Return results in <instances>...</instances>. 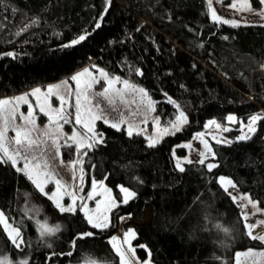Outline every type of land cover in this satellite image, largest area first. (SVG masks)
<instances>
[{"label":"trees","instance_id":"1","mask_svg":"<svg viewBox=\"0 0 264 264\" xmlns=\"http://www.w3.org/2000/svg\"><path fill=\"white\" fill-rule=\"evenodd\" d=\"M81 34L84 41L62 47ZM93 64L147 88L164 118L174 119L181 109L188 121L154 146L141 135L102 125L103 141L87 149L84 159L119 202L106 229L93 228L80 209L60 211L27 175L10 162L0 164V210L24 241L14 246L0 224V259L122 264L109 238L123 215L130 216L123 227L135 231L133 244L142 261L236 264L238 251L264 248L262 239L248 235L241 207L218 179L230 177L264 209V24L216 21L208 0H0V98L69 78ZM231 113L239 122L259 115L255 134L214 142L218 166L211 171L192 161L181 172L174 153L185 156L187 149L179 144L207 119L226 123ZM120 186L136 193L127 203ZM39 224L60 229L41 237ZM89 231L92 237L78 238Z\"/></svg>","mask_w":264,"mask_h":264},{"label":"rangeland","instance_id":"2","mask_svg":"<svg viewBox=\"0 0 264 264\" xmlns=\"http://www.w3.org/2000/svg\"><path fill=\"white\" fill-rule=\"evenodd\" d=\"M229 5H234L235 7H229ZM209 8L211 16L212 13L215 12L216 15L220 17V22H223L224 20H235L237 21V24H264V4H262L261 8H256L253 0H211ZM85 69H88V73L86 74L84 73ZM99 70H103V72L107 74L108 78L120 77V81H114L112 85L108 87L105 83V79L101 78V73ZM77 73H82V75L78 77L80 82L79 84L70 79ZM72 76L46 84L45 86H37L25 92L0 98V100H8L13 102L8 105L0 106V115H6L13 107V104L17 103L15 98L24 96L25 94H30L26 96V99L33 106L36 127L37 129H44V126L49 123V116H51L54 120H59V117L54 111L51 110L59 109L61 107L60 101L55 95L49 96L47 90L49 86L60 85L58 89L53 87V92H58L61 96L65 97L67 103L64 105L62 112L63 115L66 116V118L70 121L67 124H63V121H60V123L63 124L62 132L67 136H70L72 135L75 128L77 132L83 134V138L79 136L77 137V140H82L83 145H87L89 139L92 141V147L95 143H97V140H100V142L103 141L105 137V131L102 128V125H110L106 124L104 119H107L109 122L118 123L120 125V129H123L126 133L128 125H132V135H141L147 140L148 143L152 142L153 145L160 143L165 137L179 132L174 131L172 128V123L175 122L179 112L182 111L188 121V115L181 109H178L174 119L164 118V116L158 112L156 99L147 88L140 84L133 83L120 75L112 74L98 64L88 65L75 72ZM93 77L99 79L100 83H95ZM125 80L129 82L128 87H125L123 83ZM64 81H67L68 83H62ZM88 84L92 85L90 89H86L85 87ZM132 86H134L137 90L134 91ZM105 87H108V91L105 93V95H93L94 93L102 92ZM35 88H40L41 92L31 95L32 90ZM138 89H144L146 95H142ZM77 91L83 93L81 95V119L83 123L88 124L92 128V132L90 133L82 125L75 124V109L71 105L75 104V94ZM84 95L89 96V99L91 100L90 104L85 101ZM38 104L44 107L45 112H48L47 116L39 111V108L37 107ZM149 104H151V108H149ZM96 105H99V108H97ZM89 109L91 110L89 111ZM19 111L27 114L28 104L19 102ZM96 115H102L104 119H95ZM229 116H233L234 120L229 121L227 119L226 123L220 122L215 117L207 119L204 123V127L201 130L195 132L190 140L181 142L179 146L186 147L187 155L178 156L175 152L174 154L176 158V164L179 161L180 166L183 167V164L187 162L185 158H187V160L198 162L201 159L200 153L206 152L204 148L205 142L211 147L212 152H214V142L220 141L219 143H231L235 140H239L237 138L240 136H245L246 138L243 140H247L251 138L258 129L260 119H258L253 125L255 131L249 132V120L247 122H239V118L236 114L231 113L228 115V117ZM255 116L260 117L259 115ZM208 121H215L216 124L220 125V127L217 128L216 124L205 127ZM186 122L180 125V131L183 129ZM15 124H22V121L19 119L18 115L15 119ZM4 127L5 125L3 120L0 119V129H3ZM236 130L239 132L237 136H234L233 133ZM98 133L102 134V136L97 137L96 134ZM197 134L200 135L197 136ZM14 135L15 133L12 130L10 123L8 125V131L5 138V146H7L10 151L14 145L9 144L8 140ZM32 136L36 138L38 137V133L33 132ZM38 138L47 140V143L43 146L41 166L43 168L46 162V171L51 174V178L45 179L44 173L39 169H33L32 165H29V170H26L28 171V174L31 175L32 178L38 183H41L44 189L43 193L51 198L56 205L59 203L60 207L71 206L74 210H81L83 205H87V207L83 208V211H81L83 213L87 212L92 217L93 223L99 225L97 228H108L112 223V210L119 205V202L116 200L111 188L107 186L105 180H98L95 178L93 170L89 169L85 163V156H83V158L80 159V161L76 163L74 167L72 166V162L78 160L79 158L76 156V152L70 151L71 147L64 146L65 137H61L58 141L60 144L59 154H57V150L55 147H53L52 141L50 139H47L43 136H39ZM73 148L75 150V145ZM87 149V147H84L82 150L87 151ZM37 151H40V149H37ZM214 159L210 153H206V164H216ZM61 160H63V163H61ZM22 163L23 162H21V164L18 166H22ZM38 171H40L39 175H37ZM221 176L232 180L228 176ZM56 179L60 180V187H57L55 184ZM93 181L96 182L95 186H93ZM220 184L224 188L227 187V191L231 195H236L238 197L236 202L239 206L245 205L244 207H241V211L243 210L242 215L244 216L245 213L247 214V221H245V223L256 225L251 229L252 235L264 236V223H258L259 221H264V209L261 207V205H257V208L260 209V211H257V208H253L252 204L248 203L247 200H241L239 198L242 195H249V193L242 192L237 186L233 188L230 185L222 183ZM121 187L124 186H120V188ZM127 189L133 191L130 188ZM89 193L92 194L91 199H88ZM122 193L123 198L125 199L126 194L124 192ZM74 198L76 202L73 204ZM132 198L133 197H129L128 201ZM250 198L254 202L257 201L251 196ZM128 219H130L129 215L121 216L118 230L109 238L111 245L120 257L121 263L145 264V262H147V264H155L150 260V258L144 261L140 260L136 252V247L133 244V240L136 237L135 231L133 229H129L132 230L131 233H129V230H125L123 227V223ZM145 219L148 220L149 216H145ZM7 223V230L5 229L4 224L2 225L8 234V232L11 231V228L15 226L12 225L9 220ZM113 237H115V240H113ZM12 238L17 239V241H19L20 238L23 239L21 231L19 237H15V234H13ZM236 258L238 264H264V248H248L238 251ZM0 262H3V264H13L8 258L6 261L4 258H1Z\"/></svg>","mask_w":264,"mask_h":264},{"label":"snow or ice","instance_id":"3","mask_svg":"<svg viewBox=\"0 0 264 264\" xmlns=\"http://www.w3.org/2000/svg\"><path fill=\"white\" fill-rule=\"evenodd\" d=\"M261 4H264V0H260ZM110 3V0H109ZM209 4H211V0H209ZM229 7H235L234 5H229ZM107 11V8H105V12ZM212 18L214 20L219 21L220 17L216 15L215 12L212 13ZM103 19V15H101L100 20ZM33 23H36V21H33ZM223 23H231L233 26H237V21L233 20V21H229V20H224ZM97 28L100 27V22L99 20L97 21L96 25ZM27 27V26H26ZM26 30V29H25ZM86 39V34H81L78 36V38L73 39L70 43L68 44H64L62 45V47H71L74 46L78 43H80L81 41H84ZM6 55L8 56H13L14 54L12 52H8L6 53ZM95 67V66H94ZM101 73V78L105 79V83L108 87H110L112 85V83L115 82H119L120 81V77H111L108 78L107 74L103 72V70H99ZM134 71H136L138 74L139 73V69H135ZM84 73H88V69L84 70ZM82 75V73H77L76 75L72 76L70 79L72 81H75L77 84H79V80L78 77ZM93 80L95 83H100L99 79H96L95 77H93ZM64 84H67V81L62 82ZM125 87L129 86V82L127 80L123 81ZM53 87L55 88H59L60 85H56V86H49L47 92L49 94V96L51 95H55L56 98L60 101L61 107L59 109H52L51 111H54L55 114L59 117V120H54L51 116H49V123L46 124L44 126V129H37L36 127V120L34 118L35 113H34V109L33 106L28 102V100L26 99L27 95L30 94H25L24 96H20L18 98H15V100L17 101V103L13 104V107L8 111V113L6 115H0V119L3 120V123L5 125V127L3 129H0V164H6V163H11V166L17 171V172H23L25 175H28V178L30 180H32V182L35 184V186L40 189L41 192L44 191L41 183H38L36 180H34L32 178L31 175L28 174L29 170V165H32L33 169H39L40 171H42L44 173L45 179H50L51 178V174L48 173L46 171V162L44 164V167L42 168L41 166V158L43 156V146L47 143L46 139H40L38 138L39 136H43L47 139H50L52 141V145L53 147L56 148L57 150V154H59V149H60V144L58 143L59 139L61 137H65L64 139V146L66 147H73L75 145V152H76V156L79 158L78 160H75L72 162V166L74 167L76 163H78L80 161V159L83 158V156L87 155V151H83L82 149L84 147H87L88 149H91L92 147V141L91 139H89V142L87 145H83L82 144V140H77V137H82L83 138V134L79 133L76 131V129L74 128L72 135L67 136L66 134H64L62 132L63 129V124H67L70 121L66 118V116L63 115L62 109L64 107V105L67 103L66 99L64 96H61L58 92H53ZM86 89H90L92 87L91 84H88L85 86ZM108 87H105L104 90L102 92H97L94 93L93 95L95 96H103L105 95V93H107L108 91ZM133 87V90L136 91L137 89ZM181 87H183V85H181ZM138 91L142 94V95H146L144 89H138ZM41 89L40 88H35L32 90L31 95H34L36 93H40ZM83 93H81L80 91H77L75 94V104L71 105L72 107H74L75 109V124L76 125H82L84 128H86L88 130V132H92V128L86 124L83 123L82 119H81V95ZM84 99L85 101H87L89 104L91 103V100L89 99L88 95H84ZM19 102H23L25 104H28V112L27 114L19 111ZM169 102H173L174 101H170ZM10 103H13L12 101H8V100H0V106L3 105H8ZM37 107L39 108V111L44 113L46 116L48 115V112H45V109L43 106L41 105H37ZM97 108H99V105H96ZM149 108H151V104H149ZM91 109H89L90 111ZM17 115L19 116V119L22 121V124L20 125H16L15 124V119L17 117ZM95 119H104V117L102 115H96ZM227 119L229 121L234 120L233 116H229L227 117ZM258 119H261V117L258 116H251L249 118V124H248V131L249 132H254L255 128L253 127V125L256 123V121ZM60 121H63V124L60 123ZM187 121V118L185 116V114L181 111L179 112L178 116L175 119V122L172 123V128L174 129V131H180V125L182 123H185ZM104 122L106 124H110L111 127L116 128L117 130H120V125L118 123L115 122H109L107 119H104ZM11 123V127L12 130L14 131L15 135L10 138L8 140L9 144L14 145V147H12L11 151L9 150V148L7 146H5V138H6V133L8 131V125ZM212 124H216L215 121H208V123L205 125V127H208L209 125ZM216 127L219 128L220 125L216 124ZM33 132H37L38 133V137L34 138L32 136ZM127 134L129 136H131L133 134V126L132 125H128L127 127ZM97 137L102 136V134H96ZM200 134H197V136H199ZM245 136H240L237 139L239 140H243L245 139ZM96 142H100V140H97ZM220 141H217V143H219ZM149 146H154L152 142L149 143ZM204 148L206 150V152H201L200 156L201 159L198 161L199 164L204 165L205 164V156L206 153H210L212 155V158H215V153L212 152L211 147L205 142L204 143ZM37 149H40V151H37ZM186 161L188 163H192L191 160H187V158H185ZM22 163V166H18ZM61 163H63V160H61ZM218 165L214 164V163H208L206 165L207 170L211 171L213 168L217 167ZM176 167L179 168V170L181 172L184 171V168L180 166V162L178 161L176 164ZM40 171L37 172V175L40 174ZM219 182L222 184H226V185H230L233 188L236 187V185L233 183L232 180L230 179H226L225 177L221 176L218 178ZM95 181H93V186H95ZM55 184L57 185V187H60V180L56 179L55 180ZM227 192V187H225L224 189ZM121 191L124 192L125 195V199H124V203H127L128 198L129 197H134L136 195L135 192L130 191L127 188L121 187ZM231 195V194H230ZM92 198V194L89 193L88 194V199ZM237 196L236 195H231V199L233 201L237 200ZM241 200H247L248 203H251L253 208H257V205L259 204V201H252L250 198V195H242L239 197ZM75 198L73 199V204L75 203ZM98 203V202H97ZM58 208H60V211L62 212H73L74 209L71 206L68 207H60L59 203H57L56 205ZM245 205H240V207H244ZM87 207V205H83L82 207V211L83 208ZM257 211H260V209L257 208ZM85 218L87 220V222L93 227H99L98 224L93 223L92 217L85 212ZM255 214V213H254ZM244 220L247 221V214L245 213L243 216ZM8 218L5 216V213L3 210H0V224H4L5 229L7 230L8 228ZM258 223H264V221H259ZM256 225L254 224H246V227L248 229V235L252 238V239H262L264 240V236H254L252 235L251 229L254 228ZM217 228L220 227V225H216ZM60 229L59 225H56L54 227H47L45 224H39V232H40V236L44 237L50 234H54L56 231H58ZM20 228L19 227H12L11 231L8 232V235L10 237V239H12V243L14 244V246H16L17 248H20V246L24 243L23 239L20 238L19 241H17V239L12 238L13 234H15V237H19L20 236ZM132 230H129V233H131ZM225 232H227V229H224ZM94 235L93 232H82L78 235V238L83 239V238H88V237H92ZM127 235V234H126ZM113 240H115V237H113ZM48 247H51V244L48 245ZM143 247V246H142ZM68 255H72L71 252L68 253ZM5 261L7 260V258H4ZM0 264H3V262H0ZM19 264H27V260H22L19 262ZM145 264H147V262H145Z\"/></svg>","mask_w":264,"mask_h":264},{"label":"crops","instance_id":"4","mask_svg":"<svg viewBox=\"0 0 264 264\" xmlns=\"http://www.w3.org/2000/svg\"><path fill=\"white\" fill-rule=\"evenodd\" d=\"M243 211V210H242ZM149 216V218L151 217V215H150V211H149V209L147 210V212H146V215L145 216ZM237 255V254H236ZM255 257V256H254ZM236 264H238V262H237V258H236Z\"/></svg>","mask_w":264,"mask_h":264}]
</instances>
